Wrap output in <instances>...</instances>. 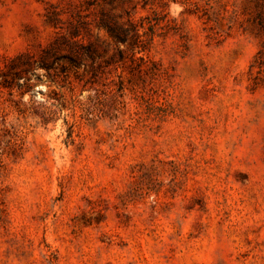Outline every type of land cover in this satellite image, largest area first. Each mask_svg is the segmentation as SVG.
<instances>
[{"label":"rangeland","instance_id":"374dc122","mask_svg":"<svg viewBox=\"0 0 264 264\" xmlns=\"http://www.w3.org/2000/svg\"><path fill=\"white\" fill-rule=\"evenodd\" d=\"M0 264H264V0H0Z\"/></svg>","mask_w":264,"mask_h":264},{"label":"trees","instance_id":"16d2710c","mask_svg":"<svg viewBox=\"0 0 264 264\" xmlns=\"http://www.w3.org/2000/svg\"><path fill=\"white\" fill-rule=\"evenodd\" d=\"M114 31V35L116 38L122 42H125L127 40V32L126 30H112ZM119 52H121V49L117 48Z\"/></svg>","mask_w":264,"mask_h":264}]
</instances>
